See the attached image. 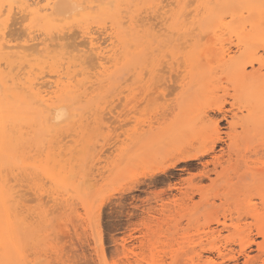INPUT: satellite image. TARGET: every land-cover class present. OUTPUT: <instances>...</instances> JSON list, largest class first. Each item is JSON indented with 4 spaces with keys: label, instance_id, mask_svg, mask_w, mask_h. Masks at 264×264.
<instances>
[{
    "label": "rangeland",
    "instance_id": "374dc122",
    "mask_svg": "<svg viewBox=\"0 0 264 264\" xmlns=\"http://www.w3.org/2000/svg\"><path fill=\"white\" fill-rule=\"evenodd\" d=\"M70 1L0 0V264H264V0Z\"/></svg>",
    "mask_w": 264,
    "mask_h": 264
},
{
    "label": "bare ground",
    "instance_id": "6f19581e",
    "mask_svg": "<svg viewBox=\"0 0 264 264\" xmlns=\"http://www.w3.org/2000/svg\"><path fill=\"white\" fill-rule=\"evenodd\" d=\"M18 1V0H17ZM110 1V0H109ZM109 1H107L108 3H109ZM136 1V0H135ZM166 1V0H165ZM188 1H190V0H188ZM35 2V1H34ZM110 2H113L112 0L110 1ZM140 2H142L141 0H140ZM161 2V1H160ZM179 2H180V0H179ZM171 3V2H170ZM174 3H175V1H174ZM18 4V3H17ZM33 4V3H32ZM37 4V3H36ZM91 4H93V2L91 3ZM159 4V3H158ZM166 4V3H165ZM30 6H32L31 4H29ZM39 5V4H38ZM102 5V4H101ZM107 5V4H106ZM113 5V4H112ZM175 5V4H174ZM185 5H186V3H185ZM75 6L76 5H74V2H71L70 0H56L55 2H51V0H47V4H46V6L44 7V9L43 10H45V12H49L48 14L46 13V15H47V18L49 17H53V16H56V18L54 19V18H52L51 20H52V22H53V20H54V22H57V21H55V20H59V19H62V18H64V17H62V15L64 16V15H67V14H72L75 10H77L76 8H78V7H76L75 8ZM92 6V5H91ZM114 6V5H113ZM169 6V5H168ZM170 6H171V4H170ZM144 7V6H143ZM155 7V6H154ZM175 7V6H174ZM42 8V7H41ZM130 8V7H129ZM133 8V7H132ZM131 8V9H132ZM140 8V7H139ZM158 8H160L159 6H158ZM162 8V7H161ZM171 8V7H170ZM176 8V7H175ZM80 9V8H79ZM101 9V8H100ZM122 10V9H121ZM161 11H162V9H160ZM159 10V11H160ZM164 10V9H163ZM175 10V9H174ZM194 10V9H193ZM6 11V10H5ZM42 11V10H41ZM170 11V10H169ZM1 12V11H0ZM7 12V11H6ZM82 12V11H81ZM81 12L80 13H78L77 12V14L79 15V17L81 16ZM84 12V11H83ZM86 12H88L87 13V15H92L93 13H90V10L89 11H86ZM111 12V11H110ZM119 12V11H118ZM134 12H137V10L136 11H134ZM158 12V11H157ZM173 12V11H172ZM155 13V12H154ZM159 13V12H158ZM188 13H190V12H188ZM73 14H75L74 16H76V13L74 12ZM95 14V13H94ZM122 14V13H121ZM168 14V13H167ZM160 15V14H159ZM164 15V14H163ZM184 15V14H183ZM188 15V14H187ZM190 15H192V14H190ZM161 16H162V14H161ZM73 17V15L71 16V18ZM78 16H77V18H79ZM143 17V16H142ZM156 17H157V15H156ZM167 17V16H166ZM180 17V16H179ZM9 18H11V17H9ZM69 18H70V16H69ZM124 18V17H123ZM146 18V17H145ZM148 18H150V17H148ZM160 17H158V19H159ZM169 18H171V17H169ZM183 18H185L184 16H183ZM8 19V18H7ZM12 19V18H11ZM151 19H153V18H151ZM151 19H148L149 21L151 20ZM155 19V18H154ZM162 19V18H161ZM160 19V20H161ZM186 19V18H185ZM49 20V19H48ZM47 20V21H48ZM65 20H66V18H65ZM11 21V20H10ZM63 21V20H62ZM61 21V22H62ZM128 21H129V18H128ZM127 21V22H128ZM159 21V20H158ZM163 21H164V18H163ZM60 22V21H59ZM60 22V23H61ZM144 22V21H143ZM162 22V21H161ZM168 22V21H167ZM166 22V23H167ZM125 23V22H124ZM150 23V22H149ZM155 23V22H154ZM109 24V23H108ZM127 24V23H126ZM148 24V23H147ZM123 25H125V24H123ZM157 25V24H156ZM154 26V27H157V26ZM160 25V24H159ZM2 26V25H1ZM165 26H167V24L165 25ZM3 29H4V27H2ZM2 29V30H3ZM90 29V28H89ZM107 29V28H106ZM150 29H151V27H150ZM155 29V28H154ZM75 31V30H74ZM77 31V30H76ZM92 31V30H91ZM160 33V32H159ZM177 33V32H176ZM176 33H174L173 32V34H176ZM72 34H74V33H72ZM152 34V33H151ZM158 34V33H157ZM64 35H66V34H64ZM63 35V36H64ZM87 35V34H86ZM92 35V34H91ZM100 35V34H99ZM1 36V35H0ZM7 36V35H6ZM10 36V35H9ZM78 36V35H77ZM161 36V35H160ZM165 36V35H164ZM8 37V36H7ZM82 37V36H81ZM97 37V36H96ZM162 37V36H161ZM2 37H0V39H1ZM61 38H62V36H61ZM73 38H74V36H73ZM100 38V37H99ZM111 38V37H110ZM4 39H5V37H4ZM72 39V38H71ZM47 40V39H46ZM97 40V39H96ZM99 40V39H98ZM97 40V41H98ZM101 40V39H100ZM131 40V39H130ZM84 41V40H83ZM97 41H95V39L94 38H92L91 37V40H90V43H89V46H88V48L89 49H87V47H85L86 48V52H87V50L89 51L90 50V54L88 55V58L90 57V55H92L93 53H94V55L95 56H93V57H96V59L98 60V62H99V65L100 66H103L104 65V61L105 60H107L108 58H107V56H106V51H104L103 50V47H101V45H99V41L97 42ZM14 42V41H13ZM28 42H29V40H28ZM34 42V41H33ZM32 42V44H34ZM76 42V41H75ZM75 42H73V43H75ZM85 42V41H84ZM88 42V41H87ZM86 43V42H85ZM104 43V42H103ZM2 44H4V43H2ZM27 44V43H26ZM31 44V43H30ZM31 44V46L30 45H28V46H23L24 47V49H25V47H26V49H25V51H24V49L22 50V52L23 53H25V52H27L28 53V51H30L28 54H30V55H21V56H23V57H25V59H27V60H29L28 58H35V57H38V52H37V48H36V46H35V44L34 45H32ZM71 44V43H70ZM6 45V44H5ZM37 45V44H36ZM73 45V44H72ZM87 45V44H86ZM13 46V45H12ZM64 46V45H63ZM67 46V45H66ZM75 46H77V45H75ZM79 46V45H78ZM108 46V45H107ZM132 46V45H131ZM3 47V46H2ZM8 47V46H7ZM37 47H38V45H37ZM65 47V46H64ZM133 47V46H132ZM4 48V47H3ZM9 48H11V47H9ZM65 48H67V47H65ZM20 49V48H19ZM64 49V48H63ZM72 49V48H71ZM70 49V51L72 52L73 51V49L71 50ZM104 49H106V48H104ZM4 50V49H3ZM8 50H10V49H8ZM80 51L81 50H83V49H79ZM65 51H66V49H65ZM77 52H78V50H76ZM84 51V50H83ZM111 51V50H110ZM74 52V51H73ZM86 52H84V53H86ZM66 53V52H65ZM69 53V52H68ZM67 53V54H68ZM76 53V52H75ZM108 53H110V52H108ZM6 54V53H5ZM18 54H20V53H18ZM22 54V53H21ZM47 54H48V52H47ZM51 54V53H50ZM65 55V54H64ZM75 55V54H74ZM109 55V54H108ZM41 56V55H40ZM39 56V57H40ZM59 56V55H58ZM58 56H56V57H58ZM63 56V55H62ZM111 56H112V54H111ZM92 56H91V58H93ZM4 58V57H3ZM41 58H44V57H42L41 56ZM45 58H47V57H45ZM51 58V57H50ZM60 58H62V57H60ZM90 58V59H91ZM19 59V58H18ZM37 59V58H36ZM65 59V58H64ZM120 59V58H119ZM21 60V59H20ZM19 60V61H20ZM22 60H24V59H22ZM21 60V61H22ZM26 60V61H27ZM87 60V59H86ZM96 60V61H97ZM25 61V60H24ZM32 61H34V60H32ZM32 61H30V63L32 62ZM92 61V60H91ZM93 61H95V59L93 60ZM109 61V60H108ZM111 61V60H110ZM25 63H28L29 64V62H25ZM34 63H36V62H34ZM46 63V62H45ZM57 63V62H56ZM95 63V62H94ZM110 63V62H109ZM253 64V63H252ZM1 65H3V64H1ZM58 65V64H57ZM64 65V64H63ZM79 65V64H78ZM25 66V65H24ZM23 66V67H24ZM76 66V65H75ZM97 66H98V64H97ZM26 67V66H25ZM24 67V68H25ZM32 67V66H31ZM46 67V66H45ZM78 67V66H77ZM17 68V67H16ZM22 67H20L19 69H21ZM34 68V67H33ZM70 68H71V66H70ZM73 68V67H72ZM12 69V68H11ZM76 69V68H75ZM247 69V68H246ZM5 70V69H4ZM14 70V69H13ZM16 70V69H15ZM63 70V69H62ZM21 71V70H20ZM78 72H79V70H78ZM77 72V73H78ZM14 73V72H13ZM45 73V72H44ZM15 74V73H14ZM13 74V75H14ZM83 74V73H82ZM90 74V73H89ZM244 74V73H243ZM246 74H247V72H246ZM21 75H25V76H27V74H21ZM84 75V74H83ZM44 76H45V74H44ZM56 76V75H55ZM16 77V76H15ZM20 77V76H19ZM23 77V76H22ZM49 77V76H48ZM54 77V76H53ZM35 78V77H34ZM37 78H38V76H37ZM37 78H35L36 80L35 81H37L38 79ZM44 78V77H43ZM21 79V78H20ZM25 79V78H24ZM55 79V78H54ZM62 79V78H61ZM73 79V78H72ZM23 80V78L21 79V81ZM43 80V79H42ZM64 80V79H63ZM264 80V79H263ZM26 81V80H25ZM39 81V80H38ZM41 81V80H40ZM49 81V80H48ZM55 81V80H54ZM52 81V85L49 83V82H51V81H49L48 83L51 85L50 87H52L53 85L55 86V88H54V86H53V88H54V90L56 89V87H57V89H58V87H60V85H61V82H60V79L58 80V81ZM45 83L47 82V81H44ZM43 82V83H44ZM25 83H28L27 81L25 82ZM30 83V85H29V87L28 88H30L31 89V91H36L35 90V88L37 87V85H38V83H34V82H32V81H30L29 82ZM48 83H46V85H48ZM41 84H42V82H41ZM41 84L39 83V86L41 87V90H42V88L44 87V85L43 86H41ZM20 86V85H19ZM26 86V85H25ZM39 87V88H40ZM49 87V88H50ZM21 88V87H20ZM38 88V89H39ZM19 89V88H18ZM37 89V91L38 92H35V96H40L42 93L44 94V92H42V91H40V90H38ZM46 89H48V87L46 88ZM45 89V90H46ZM51 89V88H50ZM53 90V91H54ZM19 91V90H18ZM42 92V93H41ZM56 94H57V92H56ZM64 94V93H63ZM54 95H55V92H48L47 91V93H46V95H42L43 97H41L42 99V101L41 102H43V104L44 105H46V107H48V109H50V111L52 110V107H51V101H52V99L54 98ZM65 95V94H64ZM10 97V96H9ZM5 99V98H4ZM38 100H36L35 102H37ZM40 101V100H39ZM38 101V102H39ZM36 104V103H35ZM39 104H40V102H39ZM61 104H63V103H61ZM44 105H42V106H44ZM62 106V105H61ZM63 107V106H62ZM62 107H59L58 109H57V107H56V114H55V116H57L59 119H60V117H62L63 118V116H65V114H66V111L64 110V109H61ZM51 116V115H50ZM58 118H56V119H58ZM0 120H1V118H0ZM218 121V120H217ZM220 121V120H219ZM216 122V121H215ZM12 125V124H11ZM1 129H2V126L0 127V131H1ZM9 130V129H8ZM7 130V131H8ZM218 130V129H217ZM4 133V132H3ZM12 134H15L14 133V131H13V133ZM13 136V135H12ZM14 137V136H13ZM231 137H233V136H231ZM9 139V138H8ZM218 140V139H217ZM233 140H235V139H233ZM243 140V139H242ZM239 141V140H238ZM241 141V140H240ZM239 146V145H238ZM18 147V146H17ZM205 152V151H204ZM185 153V152H184ZM186 154V153H185ZM203 154V153H202ZM179 155V154H178ZM188 155H190V154H188ZM187 155V157H189ZM191 155H193V157H195L194 155V153L193 154H191ZM186 156V155H185ZM197 156V155H196ZM178 157V156H177ZM182 157V156H181ZM189 159V158H188ZM229 159V158H228ZM216 163V162H215ZM216 165H218V164H216ZM233 165H235V164H233ZM233 165H231V166H233ZM251 165V164H250ZM174 166V165H173ZM177 168V167H176ZM233 169H234V167H232ZM237 168V167H236ZM224 169H226V168H224ZM253 169V168H252ZM253 170H255V169H253ZM258 170V169H257ZM162 171V170H161ZM227 171V170H226ZM231 172V171H230ZM156 174V173H155ZM163 175V174H162ZM224 175V174H223ZM218 180V179H217ZM216 181V180H215ZM214 183V182H213ZM214 185V184H213ZM252 185V184H251ZM210 191L212 190V188L211 189H209ZM208 190V191H209ZM207 191V192H208ZM211 196H213V194H211ZM214 197V196H213ZM212 197V198H213ZM210 198V197H209ZM251 198V197H250ZM205 199V198H204ZM246 205H249V206H251L250 205V203L248 204V203H246ZM122 207V206H121ZM212 207V206H211ZM213 207H214V204H213ZM197 208V207H196ZM211 209V208H210ZM210 209H208V211L210 210ZM196 209L194 208V211H195ZM244 210V209H243ZM225 223V222H224ZM258 234L260 235V236H262V237H264V231L263 230H261V231H259L258 232ZM242 253L243 254H245V250H243L242 251Z\"/></svg>",
    "mask_w": 264,
    "mask_h": 264
}]
</instances>
